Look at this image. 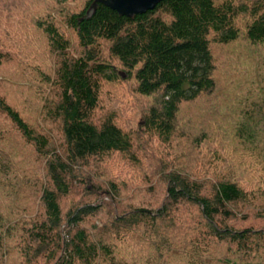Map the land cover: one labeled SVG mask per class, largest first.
Returning a JSON list of instances; mask_svg holds the SVG:
<instances>
[{"label": "trees", "instance_id": "trees-1", "mask_svg": "<svg viewBox=\"0 0 264 264\" xmlns=\"http://www.w3.org/2000/svg\"><path fill=\"white\" fill-rule=\"evenodd\" d=\"M93 1L63 13L75 41L53 19L36 22L46 39L39 123L0 88V264H264V57L238 68L231 98L219 97L214 56L241 38L264 45V0H163L132 17L99 3L88 17ZM123 70L156 97L137 132L161 144L146 156L158 186L142 177L138 133L98 116ZM204 99L209 132L229 136L216 158L204 151L219 135L205 128L177 148L181 110ZM116 156L132 173L105 180L101 161Z\"/></svg>", "mask_w": 264, "mask_h": 264}, {"label": "rangeland", "instance_id": "rangeland-1", "mask_svg": "<svg viewBox=\"0 0 264 264\" xmlns=\"http://www.w3.org/2000/svg\"><path fill=\"white\" fill-rule=\"evenodd\" d=\"M85 2L86 0H70L66 4H62L61 0H0V51L6 54L5 61L0 65V88L6 92L11 103L37 123L40 120L36 116V109L40 104L37 101L38 98L35 97L34 90L40 86L39 69L37 68L41 67L44 70L46 68L44 62L40 61L43 60V54L46 52V39L36 22L41 17L53 19L60 25L65 35L75 41L73 30L63 23V13L67 10H78L84 6ZM240 24L243 25L244 21L240 20ZM103 53L108 56L105 46ZM214 56L217 66L215 77L217 85L220 87L218 90L219 97L227 92L232 98L239 94L237 90L232 91L235 87L229 85L228 81L240 87L244 80L238 68L242 65L248 67L246 64H251V60H256L254 56L264 57V45L255 48V46L246 43L244 38H241L236 44L215 47ZM13 82H21L22 86L25 87L24 90H29V92H18L19 89H16L18 85H13ZM155 98L138 94L135 89L134 78L128 77V73L125 71L119 81L105 85L101 95L98 116L113 113L117 117L118 123L125 130L135 134L138 133L137 129L143 113L155 104ZM209 106L211 104H208L207 99H204L202 102L188 104L181 110L179 115L181 127L177 136L179 151L187 147L192 137L202 134L203 128L209 132V126L205 123L206 120H213L212 113L207 112ZM49 129L56 133L52 126ZM214 132L220 138L215 136V143L209 150L204 149V155L207 157L214 155L216 158L219 156L218 152L220 153L217 148L220 144L218 141L222 138H229V136L223 133L224 131L217 125L208 134L212 135ZM139 133L135 136L139 146L143 148L141 152L142 164L144 165L142 177L146 176L155 186H158V179L154 175L156 169L146 165V162L149 161L146 156L160 151L161 144L154 138L143 135V131L140 130ZM180 134L185 137H181ZM227 150L230 153L240 154V150H237V146L232 140L228 141ZM172 151L175 153L174 150L170 149L168 152L172 154ZM131 166L121 156L103 159L100 164L101 172L104 173L102 177L105 180H111L116 176L123 177L125 180L128 179L126 173H132ZM260 169L261 167L258 165L257 174H259ZM138 187L143 191L142 184H139Z\"/></svg>", "mask_w": 264, "mask_h": 264}, {"label": "water", "instance_id": "water-1", "mask_svg": "<svg viewBox=\"0 0 264 264\" xmlns=\"http://www.w3.org/2000/svg\"><path fill=\"white\" fill-rule=\"evenodd\" d=\"M161 1L163 0H94L87 16L91 17L95 13L99 3L116 10L121 15L132 17L154 9Z\"/></svg>", "mask_w": 264, "mask_h": 264}]
</instances>
